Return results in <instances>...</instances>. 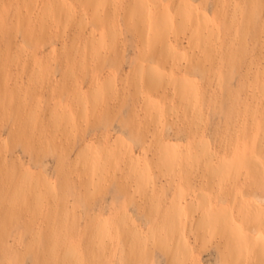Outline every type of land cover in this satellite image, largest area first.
<instances>
[{"label": "rangeland", "instance_id": "374dc122", "mask_svg": "<svg viewBox=\"0 0 264 264\" xmlns=\"http://www.w3.org/2000/svg\"><path fill=\"white\" fill-rule=\"evenodd\" d=\"M55 3L66 11L39 52L47 76L15 83L29 56L8 55L0 29V264H223L240 216L222 161L264 117L261 44L237 38L223 60L218 41L199 47L221 0ZM172 26L183 46L163 50Z\"/></svg>", "mask_w": 264, "mask_h": 264}, {"label": "bare ground", "instance_id": "6f19581e", "mask_svg": "<svg viewBox=\"0 0 264 264\" xmlns=\"http://www.w3.org/2000/svg\"><path fill=\"white\" fill-rule=\"evenodd\" d=\"M183 1L180 0L178 9ZM221 1L222 7L218 3L215 6L211 29L198 34L199 47L210 41H218L222 51V54L219 52L220 59L223 60L226 57L222 50L224 44L230 49L235 45L234 40L237 38L243 40L246 35H251L255 43L261 44L259 53L261 66L255 73V84L260 89V96H257V92H254L253 96L260 97L264 103V0ZM57 4L55 0H0V29L5 28L13 36L8 44L10 51L8 55L16 57L21 52H26L29 56V61L21 64V70L13 74L15 83H18L19 78L24 74L47 76L49 70L53 69L39 52L41 47L52 38L50 29L53 22L61 18L66 11L60 3ZM8 9L14 13V19L10 23L6 20ZM153 27L154 30L160 28L156 24ZM172 32L173 38L166 42L163 50H176L177 47L183 46V30L172 26ZM18 33H21L23 38L21 44L14 40V35ZM170 33L167 32V35ZM95 36L96 30L92 28L88 37ZM209 56L213 63L217 62V58L211 56V53ZM97 76L96 74L94 78L97 79ZM237 147L231 160L222 161L224 164H234L236 167L232 181L238 187L235 208L238 209L240 216L236 219L230 216L229 231L226 235L230 242V253L222 259V263L264 264V117L254 116L250 127L244 126L238 136ZM190 154L191 152H187L182 158ZM129 155L135 162L139 161L130 151ZM210 165H213V161H210ZM115 166L116 163H108L105 168L113 169ZM245 196H250V201H247ZM219 215V211H211L203 220L211 221ZM169 235L179 240L184 235V230L179 227L170 231ZM182 248L183 251L190 249L186 245Z\"/></svg>", "mask_w": 264, "mask_h": 264}]
</instances>
